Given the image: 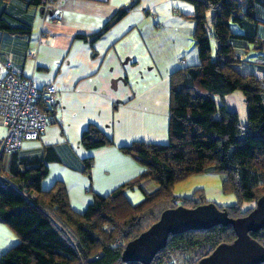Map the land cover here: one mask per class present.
<instances>
[{
    "label": "trees",
    "instance_id": "1",
    "mask_svg": "<svg viewBox=\"0 0 264 264\" xmlns=\"http://www.w3.org/2000/svg\"><path fill=\"white\" fill-rule=\"evenodd\" d=\"M29 1L44 4V0ZM188 1L195 6L193 38L200 61L179 68L170 76L169 142L136 141L120 147L144 170L110 194H96L82 213L72 208L63 181L57 180L49 189L42 187L48 174L45 161L21 159L19 163V150L6 153L13 155L7 172L1 165L4 154L0 155V222L8 224L20 237V243L1 255L0 264H141L122 260L125 245L156 222L164 210L208 203L203 196L197 201L173 194L175 184L208 169L223 174L224 191L237 195L236 204L219 206L226 208L231 217L248 214L252 208L244 209V203L256 202L264 195V78L239 72L235 64L240 59L232 45L233 39L256 40L257 9L264 6V0ZM134 4L121 8L92 39L102 36ZM237 28L243 33H237ZM0 30L13 34L31 31L28 27L12 26L2 18ZM236 91L245 97V125L237 111L216 98ZM39 105L50 122L56 106ZM81 143L114 145L95 125L83 130ZM90 161L87 160L88 166ZM145 180L155 182L159 188L133 203L126 191L141 188ZM250 235L264 245V228ZM235 238L231 225L171 234L150 264H163L178 249L207 247L192 263L196 264L220 243Z\"/></svg>",
    "mask_w": 264,
    "mask_h": 264
},
{
    "label": "crops",
    "instance_id": "2",
    "mask_svg": "<svg viewBox=\"0 0 264 264\" xmlns=\"http://www.w3.org/2000/svg\"><path fill=\"white\" fill-rule=\"evenodd\" d=\"M133 2L121 20L92 39ZM194 14L195 6L188 0H56L47 12L29 0H0V19L31 29L28 34L0 30V69L11 62L36 88L50 83L58 88L49 125L17 153L19 163L45 161L44 189L63 181L72 208L82 213L96 194L106 196L144 170L120 147L136 141L169 142L170 76L200 61ZM256 19V40L233 39L232 45L240 59L235 64L239 72L264 78V6L257 9ZM89 125L100 128L114 145H83L81 135ZM4 135L0 117V142ZM12 160V154L1 157L7 172ZM158 188L145 180L126 195L137 203ZM18 243V234L0 222V257Z\"/></svg>",
    "mask_w": 264,
    "mask_h": 264
},
{
    "label": "water",
    "instance_id": "3",
    "mask_svg": "<svg viewBox=\"0 0 264 264\" xmlns=\"http://www.w3.org/2000/svg\"><path fill=\"white\" fill-rule=\"evenodd\" d=\"M217 225H231L236 238L220 243L210 254L196 264H260L264 262V245L250 235L264 228V195L251 211L241 217H231L226 208L213 202L195 207L179 205L164 210L148 229L130 240L124 247L122 260L150 264L155 255L166 246L169 235L190 230L209 229Z\"/></svg>",
    "mask_w": 264,
    "mask_h": 264
},
{
    "label": "built area",
    "instance_id": "4",
    "mask_svg": "<svg viewBox=\"0 0 264 264\" xmlns=\"http://www.w3.org/2000/svg\"><path fill=\"white\" fill-rule=\"evenodd\" d=\"M55 1L44 0V10L47 12ZM34 54L32 51L31 55ZM57 101L58 88L54 83L38 89L31 78H23L10 62L5 63L0 69V117L5 126L0 155L20 150L25 141L39 139L49 125L39 103L52 108Z\"/></svg>",
    "mask_w": 264,
    "mask_h": 264
},
{
    "label": "rangeland",
    "instance_id": "5",
    "mask_svg": "<svg viewBox=\"0 0 264 264\" xmlns=\"http://www.w3.org/2000/svg\"><path fill=\"white\" fill-rule=\"evenodd\" d=\"M213 43L215 45L214 41ZM216 98L221 104H227L230 110L237 111L240 115V122L247 123V107L244 94L241 91H236L224 98L220 96H216ZM223 180V174L208 169L203 173L191 175L187 179L175 184L173 194L176 197L193 198L197 201L201 200L203 196L208 202H213L220 207L234 205L238 202L237 195L233 192L224 191ZM134 194L139 196L138 191H135ZM254 206L255 202L244 203V209L253 208ZM206 249L207 247L178 249L163 264H192Z\"/></svg>",
    "mask_w": 264,
    "mask_h": 264
}]
</instances>
